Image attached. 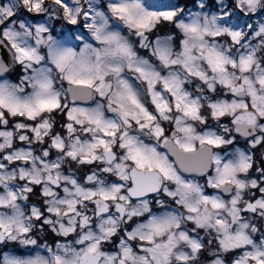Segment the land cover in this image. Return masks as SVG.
Here are the masks:
<instances>
[{"label": "snow or ice", "instance_id": "snow-or-ice-1", "mask_svg": "<svg viewBox=\"0 0 264 264\" xmlns=\"http://www.w3.org/2000/svg\"><path fill=\"white\" fill-rule=\"evenodd\" d=\"M0 264H264V0H0Z\"/></svg>", "mask_w": 264, "mask_h": 264}]
</instances>
